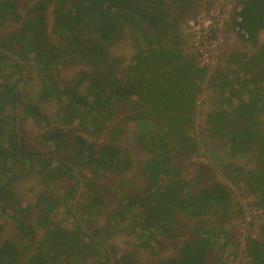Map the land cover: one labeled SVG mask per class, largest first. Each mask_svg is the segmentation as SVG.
I'll list each match as a JSON object with an SVG mask.
<instances>
[{"label":"trees","instance_id":"obj_1","mask_svg":"<svg viewBox=\"0 0 264 264\" xmlns=\"http://www.w3.org/2000/svg\"><path fill=\"white\" fill-rule=\"evenodd\" d=\"M208 1L0 0V264H142L110 244L118 234L150 256L175 248L148 264H209L234 240L232 198L217 179L199 189L209 176H185L209 171L182 165L200 138L223 147L228 161L211 160L264 212V0H237L228 27L252 51L212 71L184 26ZM120 43L128 52L113 54ZM206 88L217 104L195 131ZM25 120L42 129L36 146ZM30 177L40 190L22 206L15 185ZM244 244L248 264H264V238Z\"/></svg>","mask_w":264,"mask_h":264},{"label":"rangeland","instance_id":"obj_2","mask_svg":"<svg viewBox=\"0 0 264 264\" xmlns=\"http://www.w3.org/2000/svg\"><path fill=\"white\" fill-rule=\"evenodd\" d=\"M205 4V2L197 8L193 13L187 16L186 21L184 22L185 26V35L188 37L189 44H192V47L197 48V54H195L196 62L203 66L206 65L210 71L218 65L221 56L226 52H245L250 53L251 48L248 46H244L239 40L236 32L229 29V21L230 16L234 9L237 8V0H209ZM48 24H50V18L47 19ZM211 36V39H209ZM260 38H264V32L261 33ZM188 44V47H189ZM128 47L125 43H120L115 46L111 52L115 55H122L127 53ZM194 52V50H193ZM220 57V59H218ZM32 76V80L29 82H25L22 86V91L24 95H27L28 98H34L35 94L39 89V84L37 80L34 78L33 72H30ZM71 75L70 70H65L58 73L57 78L68 79ZM203 95L198 97L199 106L196 109L199 111V117L196 119V128L201 122L203 123V119L205 117V113L212 110L217 102L216 96L214 93L206 88L205 91H202ZM48 116L50 117V123H52L53 119V109L52 107H48L47 110ZM21 132L26 135L28 141L36 146L34 142L35 139L39 136L42 129L36 127L31 120H25L22 122ZM205 140L200 138L199 140V149L197 154L191 156L189 160L184 162L185 165L188 162H201L204 164H209V171L201 169L200 167L195 168L192 166L185 165L188 168L189 172L185 174V176L189 180H195L197 173H202L203 178H207L209 176V183L207 181L201 180V183L197 185L196 188H201L202 186H208L212 182H215L216 179L218 183L227 184L230 183L228 179L224 176L223 172L220 168L212 161L213 156L215 160L221 159L228 161L227 152L224 151L222 146H218L217 143L213 142L211 144L205 143ZM127 149L132 151V145L126 143ZM214 160V159H213ZM212 185V184H211ZM242 185V184H241ZM231 190V198H232V215L230 220H228L225 224L226 228L231 231L234 235V243L237 242V245L234 249L232 248V244L228 245L226 249L223 251L217 252V257H213L212 260H209V264H248V260L244 258L242 252H239V245L241 243H245L246 237L253 238H264V233H261L260 226L264 224V212L258 213L256 209L252 207V195L246 191L244 185L235 186L231 184L228 186ZM40 190V186L37 180L33 177H30L24 181H19L15 185V192L18 197L22 201V206L26 204L32 203L34 200V194ZM117 193L111 194L112 197H119L118 190ZM63 223L65 224L66 218L61 215ZM213 219V218H212ZM211 219V221H212ZM103 222L102 219L98 221L97 225H101ZM217 221L212 223V225L216 224ZM12 228L13 224L8 222V225L5 226L2 236L4 238H9L12 236ZM185 234L179 238V241L185 238ZM165 240V239H164ZM167 241V240H166ZM110 244L117 247L118 250H122L124 252L132 251L135 253V260L138 263L148 264L152 260L168 257L172 255L174 249L171 245L162 247L160 252L156 256H150L146 252L138 250L136 246H134L135 241L132 236H123V234H118L113 237L110 241ZM245 245V244H244ZM235 254V255H234Z\"/></svg>","mask_w":264,"mask_h":264},{"label":"crops","instance_id":"obj_3","mask_svg":"<svg viewBox=\"0 0 264 264\" xmlns=\"http://www.w3.org/2000/svg\"><path fill=\"white\" fill-rule=\"evenodd\" d=\"M224 55H225V54H224ZM224 55L221 56V62H220V60H219V62H218L219 66H221V67H222V66H224V67L226 66ZM232 67H234V65H232ZM241 160H242V159H241ZM226 185H227V186H231L229 183H227Z\"/></svg>","mask_w":264,"mask_h":264},{"label":"built area","instance_id":"obj_4","mask_svg":"<svg viewBox=\"0 0 264 264\" xmlns=\"http://www.w3.org/2000/svg\"><path fill=\"white\" fill-rule=\"evenodd\" d=\"M209 39H211V36H209ZM197 50H198V49H197ZM257 211H258V213L261 212L260 210H257ZM241 246H242V247H241V249H242V248L244 247V243H241Z\"/></svg>","mask_w":264,"mask_h":264}]
</instances>
